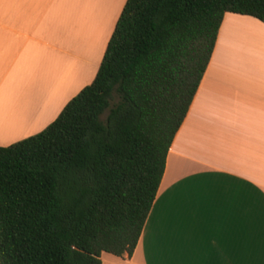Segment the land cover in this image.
Returning a JSON list of instances; mask_svg holds the SVG:
<instances>
[{"label":"trees","instance_id":"1","mask_svg":"<svg viewBox=\"0 0 264 264\" xmlns=\"http://www.w3.org/2000/svg\"><path fill=\"white\" fill-rule=\"evenodd\" d=\"M226 13L264 0H125L92 83L0 146V264L133 254Z\"/></svg>","mask_w":264,"mask_h":264},{"label":"crops","instance_id":"2","mask_svg":"<svg viewBox=\"0 0 264 264\" xmlns=\"http://www.w3.org/2000/svg\"><path fill=\"white\" fill-rule=\"evenodd\" d=\"M28 69L35 71V0H0L1 98L21 101L15 88L29 86ZM19 130L6 128L0 146L25 138L16 137ZM100 258L102 264H264L263 22L224 15L133 254Z\"/></svg>","mask_w":264,"mask_h":264},{"label":"rangeland","instance_id":"3","mask_svg":"<svg viewBox=\"0 0 264 264\" xmlns=\"http://www.w3.org/2000/svg\"><path fill=\"white\" fill-rule=\"evenodd\" d=\"M124 2L35 0V71L26 70L28 87L15 88L20 102L0 95V142L7 141L8 127L20 126L16 137L39 133L92 83Z\"/></svg>","mask_w":264,"mask_h":264}]
</instances>
